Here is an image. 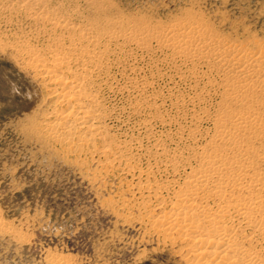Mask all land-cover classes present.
Masks as SVG:
<instances>
[{"label": "rangeland", "instance_id": "obj_1", "mask_svg": "<svg viewBox=\"0 0 264 264\" xmlns=\"http://www.w3.org/2000/svg\"><path fill=\"white\" fill-rule=\"evenodd\" d=\"M82 9L86 19L97 27L107 28L108 21L120 18L127 27L151 31H164L173 25H199L212 38L248 50L264 43V0H84ZM28 24L21 23V30L27 29ZM7 33L10 34L2 27L1 41ZM127 50L135 57L123 60V68H113L115 79L111 89L104 90V102L111 111L106 120L107 133L114 136L115 143L123 146L127 142L135 147L140 141L148 147L153 140L161 139L177 149L171 134L184 128L186 138L187 132L195 128L193 114L203 119L201 129L205 134L214 132L212 119L221 118L229 135L253 153L257 172L264 174V160L257 157L264 151V131L236 121L240 113L247 111L264 121V93L228 95L225 82L196 78L183 68L179 72L184 80H180L163 55L152 58L135 53L131 47ZM133 66L138 68L137 72ZM201 67L208 69L209 64L204 62ZM38 78L34 70H24L9 56L0 55V264H56V259L70 264H185L179 254L160 245V237L152 231L147 218H142L161 199L150 191L138 190L150 169L152 181L164 183L178 177L163 168L156 170L155 153L140 149L139 145L132 151L142 156L139 163L145 174L136 171L131 175L123 173V167L117 164L108 167L104 156H92L91 145L78 157L61 145L55 143L53 148L47 144L42 132L29 125L44 120L53 101L46 95L47 83ZM135 80L148 83L139 94L155 97V111L168 117L169 124H147L150 109H133L138 100L135 95L139 94L132 88L122 93L120 88ZM179 100L182 109L176 107ZM178 118L181 124L176 122ZM32 130L36 132L34 136ZM226 145L219 144L222 148ZM179 149L187 152L185 148Z\"/></svg>", "mask_w": 264, "mask_h": 264}, {"label": "bare ground", "instance_id": "obj_2", "mask_svg": "<svg viewBox=\"0 0 264 264\" xmlns=\"http://www.w3.org/2000/svg\"><path fill=\"white\" fill-rule=\"evenodd\" d=\"M83 2L0 0V30L3 27L10 33H7L9 37L0 40V55L9 56L24 70H34L37 78L47 83L49 92L46 95L53 99L44 120L34 121L36 125L29 122V125L42 132V140L53 148L56 144L61 145L79 157L87 149L85 147L91 145L92 156H104L108 167L117 164L123 167V173L131 175L136 171L145 174L139 163L142 156L135 155L133 148L139 145L140 149L154 152V168H163L178 177L162 180L164 183L152 181L149 177L152 169L148 170V166L147 180L145 178L138 188L140 192L150 191L161 199L154 209H145L142 215L160 237V245L179 254L185 264H264V174L257 172L253 153L229 135L224 121L211 117L214 132L205 134L201 129L203 119L193 114V123L190 122L195 128L187 132L186 138L184 128L169 136L176 142L177 149L161 139L153 140L148 147L140 141L135 147L127 142L121 146L107 133L106 120L111 111L104 102V90L111 89V81L115 79L113 68H123V60L129 61L134 56L128 47L143 56L163 55V60L174 68L180 80H184L179 72L183 68L196 78H217L225 82L228 95L264 93V43L257 44L255 50H248L212 38L199 25H173L164 31H151L127 27L120 18L108 21L107 28L97 27L86 19ZM25 21L29 22L28 31L20 27ZM204 62L209 64L208 69L201 67ZM133 68L138 71L137 67ZM140 82H128L129 85L122 86L120 91L123 93L124 89L132 88L136 93H142L148 83ZM135 96L138 98L135 108L128 104L137 111L150 109L147 124L169 122L168 117L155 111V97L145 93ZM176 107L182 109L181 100ZM236 121L239 125L249 124L253 129L264 131V121L250 111L240 113ZM176 122L182 123L179 118ZM32 131L34 136L35 131ZM249 140L253 138L249 137ZM220 143L227 145L222 148ZM179 148H185L187 152ZM257 157L264 160V151ZM166 194H172V197ZM142 222L146 224L143 219ZM55 262L70 264L64 259Z\"/></svg>", "mask_w": 264, "mask_h": 264}]
</instances>
